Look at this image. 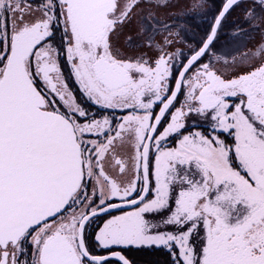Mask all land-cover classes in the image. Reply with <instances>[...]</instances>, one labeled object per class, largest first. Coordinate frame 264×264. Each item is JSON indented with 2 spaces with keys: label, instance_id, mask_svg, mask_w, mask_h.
<instances>
[{
  "label": "snow or ice",
  "instance_id": "6c2138e0",
  "mask_svg": "<svg viewBox=\"0 0 264 264\" xmlns=\"http://www.w3.org/2000/svg\"><path fill=\"white\" fill-rule=\"evenodd\" d=\"M264 264V0H0V264Z\"/></svg>",
  "mask_w": 264,
  "mask_h": 264
},
{
  "label": "trees",
  "instance_id": "16d2710c",
  "mask_svg": "<svg viewBox=\"0 0 264 264\" xmlns=\"http://www.w3.org/2000/svg\"><path fill=\"white\" fill-rule=\"evenodd\" d=\"M133 255L138 260L144 261V260H149V261H159L162 264V261L164 260V255L161 252L158 251H148L145 250L143 252H134Z\"/></svg>",
  "mask_w": 264,
  "mask_h": 264
}]
</instances>
